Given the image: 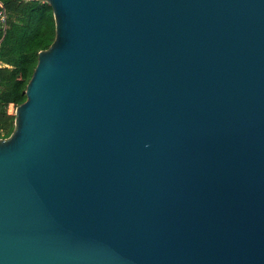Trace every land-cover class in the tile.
Here are the masks:
<instances>
[{
	"label": "water",
	"instance_id": "water-1",
	"mask_svg": "<svg viewBox=\"0 0 264 264\" xmlns=\"http://www.w3.org/2000/svg\"><path fill=\"white\" fill-rule=\"evenodd\" d=\"M42 1L0 264H264V0Z\"/></svg>",
	"mask_w": 264,
	"mask_h": 264
},
{
	"label": "trees",
	"instance_id": "trees-1",
	"mask_svg": "<svg viewBox=\"0 0 264 264\" xmlns=\"http://www.w3.org/2000/svg\"><path fill=\"white\" fill-rule=\"evenodd\" d=\"M8 13V26L0 28V138L15 129V107L26 100V88L38 62L39 51L50 47L56 36L53 9L41 1L27 7L26 0H0Z\"/></svg>",
	"mask_w": 264,
	"mask_h": 264
},
{
	"label": "built area",
	"instance_id": "built-area-1",
	"mask_svg": "<svg viewBox=\"0 0 264 264\" xmlns=\"http://www.w3.org/2000/svg\"><path fill=\"white\" fill-rule=\"evenodd\" d=\"M27 2L28 1H32V0H26ZM7 26H8V13L3 5V3L0 1V28L4 31H6L7 29ZM1 42V41H0ZM1 63V61H0ZM1 66V64H0ZM12 106V110L15 108L16 110V107L14 105H11ZM12 110H9L10 113H12ZM15 113V111H14Z\"/></svg>",
	"mask_w": 264,
	"mask_h": 264
},
{
	"label": "rangeland",
	"instance_id": "rangeland-1",
	"mask_svg": "<svg viewBox=\"0 0 264 264\" xmlns=\"http://www.w3.org/2000/svg\"><path fill=\"white\" fill-rule=\"evenodd\" d=\"M42 0H32V1H28L27 3H26V6L27 7H31V6H36L38 3H40ZM1 65H3V66H5V64H3V63H0ZM9 110H12V106L10 105L9 106ZM14 111H15V108L12 110V113H14Z\"/></svg>",
	"mask_w": 264,
	"mask_h": 264
}]
</instances>
